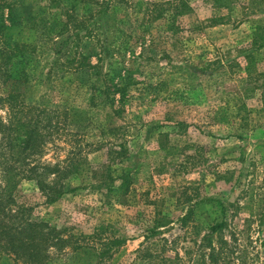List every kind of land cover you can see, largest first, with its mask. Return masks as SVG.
<instances>
[{
    "label": "rangeland",
    "instance_id": "rangeland-1",
    "mask_svg": "<svg viewBox=\"0 0 264 264\" xmlns=\"http://www.w3.org/2000/svg\"><path fill=\"white\" fill-rule=\"evenodd\" d=\"M164 1L121 0L110 7V50L101 47L104 24L81 40V51L100 67L93 76L50 74L51 41L37 54L39 75L23 90L27 102L47 112L57 105L77 110L76 120L92 122L80 135L58 130L31 156L30 165H48L45 176L53 180L55 165L64 170L61 161L81 145L80 170L62 178L74 189L54 202L22 172L31 158L8 149L6 131L0 132V193L9 194L0 216L6 212L9 228L36 223L26 239L47 256L34 264H264V46L257 47L264 42V0H226L225 6L187 0L190 9L167 30L154 7ZM8 4L24 23L35 15L49 26L62 11L52 0H0L5 24ZM127 68L132 78L124 102L116 94L114 107L100 103L95 88H104L109 76L120 80ZM6 83L0 78L2 124L14 118L2 99ZM62 116L53 123L61 125ZM111 183L119 186L113 192ZM192 208L183 225L180 217ZM223 215L226 227L203 239L205 225ZM152 226L157 233L147 236ZM2 259L33 264L26 253Z\"/></svg>",
    "mask_w": 264,
    "mask_h": 264
},
{
    "label": "trees",
    "instance_id": "trees-1",
    "mask_svg": "<svg viewBox=\"0 0 264 264\" xmlns=\"http://www.w3.org/2000/svg\"><path fill=\"white\" fill-rule=\"evenodd\" d=\"M120 1L117 0L115 3V0H52V3L57 8L60 7L62 11L59 15L57 12L52 14L53 16L49 26L44 17L35 15H31V18L24 23L20 19V15H16L17 17H15L16 6L8 4L7 9L10 10L9 14L11 15V17H9L10 22L5 24L3 20L0 21V39L3 42V46L0 47V78H3L5 83L7 82L6 85L8 87V90L6 89L7 93L2 99L8 103L9 111L14 115V118L10 120L8 124H2L0 117V132L3 133L6 131L4 136L5 139L8 140V149L14 150V148H18L21 152H25L27 158H31L21 170L22 172L27 171L30 174L28 176L36 180L39 189L46 194L45 200H47V202H54L69 190L74 189L72 187L67 189L65 183L62 182V178L78 173L81 168L80 160L83 150L81 145H74L73 149L69 151L68 156L61 161V163H63L61 167L65 166L64 170L59 171L60 164L57 163L53 169L57 174H55L53 180L51 179L48 181L45 176L48 165L41 166L38 165L39 163L30 165L29 162L34 159V157L31 156H36V154L39 155L44 151L47 140L51 134H57L58 130L60 131L61 129L67 128L71 132L76 133V135H80L79 129L85 130L90 127L92 121L83 124L82 120L75 119L76 115H78L77 113H79L77 110L70 112V110L60 107V105H57L55 109H49L47 112L45 107L39 108L38 102L35 101L37 105L33 102H27L23 90L25 86L29 85L32 79L35 78V73L36 77L39 75L37 74V72H39V61H36V58L39 50H41V46L46 43V40L52 42L50 51L53 54V58L50 61L51 67L49 73L53 74L54 77H58L59 74L61 76L70 74L77 76L78 74L88 72L93 76V74L98 73L100 67L97 68V64L90 63L89 56L81 51V40L95 37L92 32L99 29L103 24L105 26L107 25L109 21L106 15L107 11L112 6L116 7ZM211 1L213 5L219 3L221 6H225L224 2L226 0ZM157 6L160 12L157 18L161 20L159 26L165 25L164 28H166V30L175 29L174 25L177 20H175V17L190 9L187 0H177V2H175V0H167L162 3H154V7ZM136 21L139 24H143L138 19ZM96 34L98 35V32H96ZM103 34L106 35L103 37V43L105 42V44L101 45L103 48L102 50L109 51L112 41L108 44V26L105 27ZM263 46L264 42L257 47L262 48ZM151 47H155L154 41ZM96 55L98 56V62H101L102 58L98 55V52ZM115 64V61H111L110 67ZM131 73V68H127L125 69V75L122 76L120 80H114V76H109V79L104 81V88H95V91L99 90L97 98H99L100 103H110L111 107H114L116 94H118V101L124 102L126 90L131 84ZM95 98L94 95L93 103L96 102ZM58 107H60V109ZM43 112L45 116L41 115ZM49 113H57V116L58 114L63 115V122L61 125L53 123L58 117H53V115ZM98 126H100L99 128L101 129L103 128L101 123L98 124L97 127ZM71 135L74 136L75 134ZM112 153L119 152L113 149L111 151V154ZM14 176L15 173L10 177V179L12 178L9 180L8 184L10 188L14 187L16 184L13 178ZM118 187L111 183L107 190L113 192ZM5 195L3 196L0 193V202L4 201L5 198L9 201V194ZM204 201L209 202L207 204H211L212 207L217 206L215 199L206 198ZM1 204L2 203H0V205ZM192 207L196 209L197 205H193ZM193 208L187 210V212L180 217L183 225L191 219L190 217H192L194 211ZM221 211L225 213L223 208H221ZM4 214L0 216V259H10V256L14 255L16 260L21 254L26 253L28 258L24 259L26 262L34 264V262L36 263L44 260L47 256L46 253H44V251L40 252V249L35 246L34 243H29L26 239L28 232L36 231L34 230L36 223L27 221L26 225L21 224L17 225L15 228H9L6 226V221L4 220L6 215ZM224 217V215L222 217H217L205 225L209 231V235L203 237V239H207L210 235L226 227L227 218ZM48 232H46V235H48ZM19 233L23 234L19 235ZM156 233L157 231L154 229V226L148 227L147 236H153ZM48 239V236H43L41 238L44 242L48 241ZM122 242L123 239L117 238L114 240V243L118 246L121 245ZM201 246L202 245L199 244V247ZM146 251H149V249L147 248ZM145 255L151 257L152 254L146 252Z\"/></svg>",
    "mask_w": 264,
    "mask_h": 264
}]
</instances>
